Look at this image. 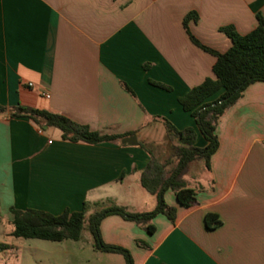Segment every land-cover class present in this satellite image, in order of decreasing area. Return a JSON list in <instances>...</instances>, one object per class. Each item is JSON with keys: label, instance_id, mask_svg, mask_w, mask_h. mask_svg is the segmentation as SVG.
<instances>
[{"label": "crops", "instance_id": "crops-1", "mask_svg": "<svg viewBox=\"0 0 264 264\" xmlns=\"http://www.w3.org/2000/svg\"><path fill=\"white\" fill-rule=\"evenodd\" d=\"M191 13L196 20L187 21L188 33L225 53L232 42L220 29L249 34L256 16L264 17V0H0V104L61 115L102 135L134 133L125 138L151 145L156 156L169 145L165 119L179 131L193 129L195 146L204 148L179 103L214 79L216 59L191 42L183 25ZM215 133L210 175L186 178L189 187L204 189L195 204L180 206L168 190L174 223L159 215L148 234L109 216L100 224L103 242L128 250L133 264H264V83L244 91ZM123 139L65 142L57 129L41 131L27 118L0 114V244L8 247L0 264H21L20 250L34 241L11 236V208L55 216L84 204L88 214L96 204L132 213L155 208V197L139 184L150 157ZM207 214L220 224L208 229Z\"/></svg>", "mask_w": 264, "mask_h": 264}, {"label": "trees", "instance_id": "trees-1", "mask_svg": "<svg viewBox=\"0 0 264 264\" xmlns=\"http://www.w3.org/2000/svg\"><path fill=\"white\" fill-rule=\"evenodd\" d=\"M189 19L196 20L195 14L191 13L184 19L183 25L187 33ZM256 21V28L244 36L237 34L233 27L220 29L232 42V47L225 53H218L201 45L188 33L196 47L216 59L212 68L214 79H206L179 99L183 111L193 118L199 133L206 141V146L204 148L195 146L196 134L193 129L179 131L165 119L160 121L169 140L166 158L160 159L156 156L151 145L139 143L138 146L150 157L140 174L139 184L156 199V205L152 211L132 213L113 203L96 204L91 214H88L89 208L84 204L81 211L65 210L57 216L38 210L11 208L14 227L11 236L15 239L59 243L65 240L83 242L85 234H89L93 240V248L97 252L120 255L125 264H133L128 250L103 242L100 233L101 222L109 216H118L134 223L148 234H153L155 227L152 222L157 216L163 215L171 223L175 221L176 209L169 207L164 199L168 190L175 194L180 206L190 207L195 204L197 194L204 189L202 187L196 190L189 187L186 178L189 175L199 178L203 170L210 175V160L219 146L215 133L219 118L242 97L249 86L264 83V17L257 15ZM217 94L216 99L210 100ZM0 114L7 115L9 119L27 118L41 131L57 129L61 132V139L71 143L89 145L115 143L126 136L134 135V133L102 135L64 116L22 105L6 108L0 104ZM208 190L213 191L212 180ZM205 224L208 229H211L220 222L215 215L207 214ZM141 245L147 247L145 244ZM7 248L6 245L0 244V251Z\"/></svg>", "mask_w": 264, "mask_h": 264}, {"label": "rangeland", "instance_id": "rangeland-1", "mask_svg": "<svg viewBox=\"0 0 264 264\" xmlns=\"http://www.w3.org/2000/svg\"><path fill=\"white\" fill-rule=\"evenodd\" d=\"M160 131H164V129L160 128ZM166 150L165 146H162L158 150V157L166 158ZM201 174L207 175L205 170L201 171ZM85 239L86 241L83 242L65 240L59 243L42 240L29 241L20 250V262L21 264H50L47 259H54L60 264H125L123 257L120 255L104 254L92 250L93 240L89 234H85ZM35 244L42 245L41 251L35 249L33 246ZM61 249L64 250L65 255H61ZM32 257L35 258L36 262L33 261ZM11 261H15V259L11 258Z\"/></svg>", "mask_w": 264, "mask_h": 264}, {"label": "water", "instance_id": "water-1", "mask_svg": "<svg viewBox=\"0 0 264 264\" xmlns=\"http://www.w3.org/2000/svg\"><path fill=\"white\" fill-rule=\"evenodd\" d=\"M122 144L129 145V146H137L138 142L136 140V137L132 136V137L123 139Z\"/></svg>", "mask_w": 264, "mask_h": 264}, {"label": "built area", "instance_id": "built-area-1", "mask_svg": "<svg viewBox=\"0 0 264 264\" xmlns=\"http://www.w3.org/2000/svg\"><path fill=\"white\" fill-rule=\"evenodd\" d=\"M32 85L31 84H29V87H31ZM43 97H45V98H49V96L48 95H45V94H43Z\"/></svg>", "mask_w": 264, "mask_h": 264}]
</instances>
